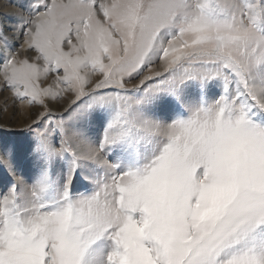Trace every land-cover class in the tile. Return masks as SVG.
<instances>
[{"label": "snow or ice", "instance_id": "6c2138e0", "mask_svg": "<svg viewBox=\"0 0 264 264\" xmlns=\"http://www.w3.org/2000/svg\"><path fill=\"white\" fill-rule=\"evenodd\" d=\"M26 12L0 26L30 117L0 127V264H264V0Z\"/></svg>", "mask_w": 264, "mask_h": 264}, {"label": "rangeland", "instance_id": "374dc122", "mask_svg": "<svg viewBox=\"0 0 264 264\" xmlns=\"http://www.w3.org/2000/svg\"><path fill=\"white\" fill-rule=\"evenodd\" d=\"M31 0H0V26L11 28L18 23L17 16L26 15L27 6ZM26 111H14L9 97L5 103L4 97H0V127L19 128L29 121ZM82 188V185H78Z\"/></svg>", "mask_w": 264, "mask_h": 264}]
</instances>
